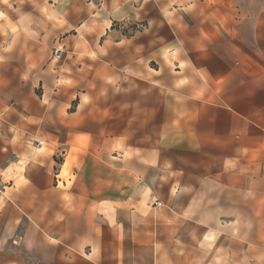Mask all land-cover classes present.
<instances>
[{
	"label": "crops",
	"instance_id": "crops-1",
	"mask_svg": "<svg viewBox=\"0 0 264 264\" xmlns=\"http://www.w3.org/2000/svg\"><path fill=\"white\" fill-rule=\"evenodd\" d=\"M0 264H264V0H0Z\"/></svg>",
	"mask_w": 264,
	"mask_h": 264
},
{
	"label": "built area",
	"instance_id": "built-area-1",
	"mask_svg": "<svg viewBox=\"0 0 264 264\" xmlns=\"http://www.w3.org/2000/svg\"><path fill=\"white\" fill-rule=\"evenodd\" d=\"M57 52H58V49H55V50H54V54H57Z\"/></svg>",
	"mask_w": 264,
	"mask_h": 264
}]
</instances>
